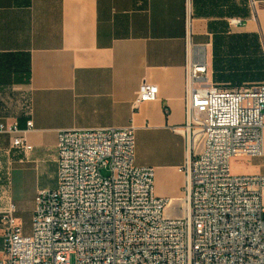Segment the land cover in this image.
I'll list each match as a JSON object with an SVG mask.
<instances>
[{
    "label": "crops",
    "instance_id": "crops-1",
    "mask_svg": "<svg viewBox=\"0 0 264 264\" xmlns=\"http://www.w3.org/2000/svg\"><path fill=\"white\" fill-rule=\"evenodd\" d=\"M192 59H204L210 86L264 85V0H193L189 36L185 0H0V120L19 131L0 135V261L1 213L14 203L29 234L36 195L53 190L40 179L50 173L58 185L62 130L133 125L136 165L155 170L156 196L182 216L188 151L175 130ZM145 81L158 100L135 108ZM16 137L32 150L13 148Z\"/></svg>",
    "mask_w": 264,
    "mask_h": 264
},
{
    "label": "built area",
    "instance_id": "built-area-1",
    "mask_svg": "<svg viewBox=\"0 0 264 264\" xmlns=\"http://www.w3.org/2000/svg\"><path fill=\"white\" fill-rule=\"evenodd\" d=\"M185 2L189 36L193 0ZM158 96L145 81L133 106ZM185 106V124L175 130L188 151L181 217L169 216L170 200L156 196L155 170L136 165L133 125L62 130L58 187L36 195L31 232L14 203L1 213L0 264H264V174L231 172L234 158H264V85L210 86L204 59H192ZM17 133V124L0 120V135ZM12 146L32 150L24 137Z\"/></svg>",
    "mask_w": 264,
    "mask_h": 264
},
{
    "label": "rangeland",
    "instance_id": "rangeland-1",
    "mask_svg": "<svg viewBox=\"0 0 264 264\" xmlns=\"http://www.w3.org/2000/svg\"><path fill=\"white\" fill-rule=\"evenodd\" d=\"M252 165H255L256 168H259L260 171L264 173V158L248 160L245 158H234L231 162V172L233 175H248L253 174L251 171ZM40 185L43 188H52L53 190L57 189V178L47 174L40 179Z\"/></svg>",
    "mask_w": 264,
    "mask_h": 264
}]
</instances>
